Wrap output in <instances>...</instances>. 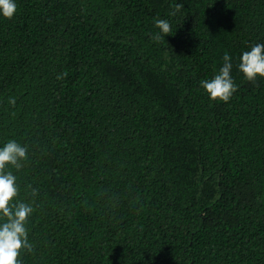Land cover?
<instances>
[{"label": "trees", "instance_id": "16d2710c", "mask_svg": "<svg viewBox=\"0 0 264 264\" xmlns=\"http://www.w3.org/2000/svg\"><path fill=\"white\" fill-rule=\"evenodd\" d=\"M17 5L0 146L27 147L9 166L33 207L22 264H264V78L237 68L264 44V0ZM225 52L238 87L213 101L199 81Z\"/></svg>", "mask_w": 264, "mask_h": 264}, {"label": "clouds", "instance_id": "9594fccd", "mask_svg": "<svg viewBox=\"0 0 264 264\" xmlns=\"http://www.w3.org/2000/svg\"><path fill=\"white\" fill-rule=\"evenodd\" d=\"M17 0H0V17L12 19L17 12ZM158 31L153 39H165L171 32L169 20L155 18ZM233 68L229 53L223 55V64L211 77L201 79L200 87L213 101L227 102L237 90V84L231 75ZM238 70L249 81L264 78V44L255 43L240 53ZM10 103H15L10 98ZM27 147L10 139L0 146V264H22L20 254L31 248L27 223L33 213V207L18 199L17 178L9 166L17 169L26 159Z\"/></svg>", "mask_w": 264, "mask_h": 264}]
</instances>
